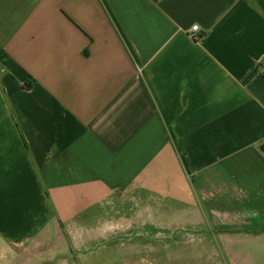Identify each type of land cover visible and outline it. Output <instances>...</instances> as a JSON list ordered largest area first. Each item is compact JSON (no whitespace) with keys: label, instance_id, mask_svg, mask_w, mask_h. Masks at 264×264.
I'll use <instances>...</instances> for the list:
<instances>
[{"label":"crops","instance_id":"obj_1","mask_svg":"<svg viewBox=\"0 0 264 264\" xmlns=\"http://www.w3.org/2000/svg\"><path fill=\"white\" fill-rule=\"evenodd\" d=\"M119 235L264 244V0H0V264Z\"/></svg>","mask_w":264,"mask_h":264},{"label":"rangeland","instance_id":"obj_2","mask_svg":"<svg viewBox=\"0 0 264 264\" xmlns=\"http://www.w3.org/2000/svg\"><path fill=\"white\" fill-rule=\"evenodd\" d=\"M141 233V235L138 234V237L142 239V241H139L136 236L135 241H131V244H139V242H142L141 244H144L145 242L150 241L151 237L148 229H143ZM128 237L129 236L127 235H119L117 237H114V239L112 240L104 241L100 244L91 243V255L94 258L100 256V261L102 264H105L106 262L112 264L117 259H121V257L118 255H124L126 253L124 250H114V252L113 248L115 244H128ZM198 242L201 241H199L198 238H195L194 241L189 243L190 247L185 248V251L174 250L172 252H166V250H157L158 252H150L145 250H138L137 258L141 260V264H161V260L168 259L167 254H169L171 258H178L179 262L184 264H213V261H211L210 259H208L210 261L207 260V256L204 257V255L200 254V252L193 251V247L197 246ZM157 247H160V245H157ZM231 254L234 259L233 262L236 264H264V244L258 245L257 249L238 247L234 249Z\"/></svg>","mask_w":264,"mask_h":264},{"label":"built area","instance_id":"obj_3","mask_svg":"<svg viewBox=\"0 0 264 264\" xmlns=\"http://www.w3.org/2000/svg\"><path fill=\"white\" fill-rule=\"evenodd\" d=\"M193 30V33L192 34H190V36L193 38V39H195L197 36H196V31H198V26H194L193 28H192Z\"/></svg>","mask_w":264,"mask_h":264}]
</instances>
